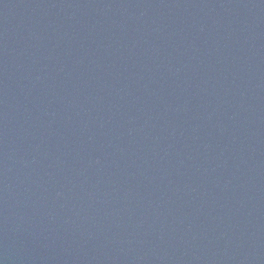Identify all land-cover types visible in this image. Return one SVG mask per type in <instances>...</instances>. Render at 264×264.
Listing matches in <instances>:
<instances>
[{
	"label": "water",
	"instance_id": "water-1",
	"mask_svg": "<svg viewBox=\"0 0 264 264\" xmlns=\"http://www.w3.org/2000/svg\"><path fill=\"white\" fill-rule=\"evenodd\" d=\"M0 264H264V0H0Z\"/></svg>",
	"mask_w": 264,
	"mask_h": 264
}]
</instances>
